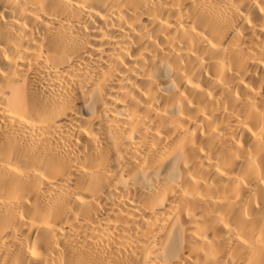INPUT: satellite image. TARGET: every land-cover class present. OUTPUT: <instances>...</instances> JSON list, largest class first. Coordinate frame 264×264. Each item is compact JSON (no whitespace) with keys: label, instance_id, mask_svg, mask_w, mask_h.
Segmentation results:
<instances>
[{"label":"bare ground","instance_id":"bare-ground-1","mask_svg":"<svg viewBox=\"0 0 264 264\" xmlns=\"http://www.w3.org/2000/svg\"><path fill=\"white\" fill-rule=\"evenodd\" d=\"M0 264H264V0H0Z\"/></svg>","mask_w":264,"mask_h":264}]
</instances>
